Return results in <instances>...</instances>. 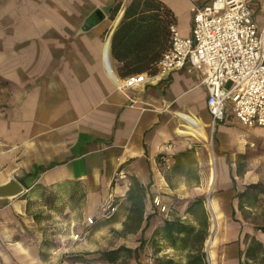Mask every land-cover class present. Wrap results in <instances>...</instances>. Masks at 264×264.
<instances>
[{
  "label": "crops",
  "instance_id": "1",
  "mask_svg": "<svg viewBox=\"0 0 264 264\" xmlns=\"http://www.w3.org/2000/svg\"><path fill=\"white\" fill-rule=\"evenodd\" d=\"M130 1L0 0V185L14 179L24 189L0 200V264H56L60 255L46 241L56 243L59 235H48L38 209H49L53 220L68 218L69 239L73 226L81 230L112 196L116 213L98 221L93 237L121 231L131 177L149 185L150 230L165 220H185L188 206L205 196L212 170L223 190L239 193L264 182L252 163L253 149L264 148V127L248 129L231 115L217 125L209 167L202 142L210 117L200 74L159 76V58L142 73L143 85L123 88L127 77L119 75L110 46ZM157 1L188 38L191 10L211 0ZM249 1L261 28L264 0ZM95 9L106 20L78 34ZM50 196L63 208L50 205ZM237 205L234 199L231 208Z\"/></svg>",
  "mask_w": 264,
  "mask_h": 264
},
{
  "label": "built area",
  "instance_id": "2",
  "mask_svg": "<svg viewBox=\"0 0 264 264\" xmlns=\"http://www.w3.org/2000/svg\"><path fill=\"white\" fill-rule=\"evenodd\" d=\"M191 12L190 37H181L171 23L158 75L200 74L213 127L227 115L248 129L264 127V25L258 27L250 1L211 0ZM145 82V74L131 75L123 88L135 89ZM116 210L115 198L109 196L95 216L110 220Z\"/></svg>",
  "mask_w": 264,
  "mask_h": 264
},
{
  "label": "rangeland",
  "instance_id": "3",
  "mask_svg": "<svg viewBox=\"0 0 264 264\" xmlns=\"http://www.w3.org/2000/svg\"><path fill=\"white\" fill-rule=\"evenodd\" d=\"M216 129L217 126L213 127L209 119L206 123L208 139L202 142L209 158L211 170L214 167L216 156ZM252 163L253 171L260 174L264 180V148L259 146L253 149ZM206 178L209 179L206 194L203 199L196 200L202 201L208 220V235L203 248L207 264H230L231 259H239V251L245 252L253 240L261 243L264 248V233L261 231L264 229V195L254 196L251 191L247 192V195L240 200L237 198L236 190L231 188L223 190L218 187L217 177L213 170L210 172V177ZM258 184L264 185V182ZM234 199L238 200V205L236 208H231V202ZM55 202L57 200L50 196L48 203L53 205ZM57 204L62 207V202H57ZM62 208H59L58 212H61ZM36 211L43 215L44 228L48 235L51 237L53 232L59 235L56 243L51 238L46 241L48 248H54L60 255V258L55 261L56 264H108L97 253L113 251L120 246L132 250L139 246L140 235L121 239L110 231L103 238H94L93 230L100 221L95 216L97 212L91 217L90 222L81 227V230L80 226L72 225L76 231L67 239L65 236H67L68 227L71 226L66 224L68 218L59 216L57 220H53L54 216L47 213L49 209L47 212L39 209ZM233 212L234 216L232 217ZM198 215L197 212L193 216L186 215L185 220L174 219L196 225L199 220ZM160 225L155 230L147 229L144 232L143 248L137 259L127 258L125 254H120L115 264H186L188 252L174 251L168 248L166 243L160 239L159 234H156ZM86 245L93 248H86ZM241 264H264V254L257 252L254 257L243 256Z\"/></svg>",
  "mask_w": 264,
  "mask_h": 264
},
{
  "label": "trees",
  "instance_id": "4",
  "mask_svg": "<svg viewBox=\"0 0 264 264\" xmlns=\"http://www.w3.org/2000/svg\"><path fill=\"white\" fill-rule=\"evenodd\" d=\"M119 10L120 4L115 5L111 11V20H114ZM172 22H175L172 13L159 1H130L112 36L110 46L112 58L121 64L119 70L121 77L142 74L159 60L161 54L168 48L169 27ZM148 189L149 185L144 187L137 179L130 178V187L126 197L127 216L121 231L113 230L112 233L121 239L140 235L139 246L133 250L120 246L113 251L97 253L108 264H115L120 254H125L127 258H138L144 244V232L150 229L151 216H145ZM251 191L254 196L264 195V185H250L243 192L238 193L237 198L241 200L247 192ZM197 212L199 220L196 225L185 223L180 219L165 220L156 233L168 248L188 252L186 264H207L203 248L208 235V220L201 200L193 202L187 209L188 215L193 216ZM261 231L264 233V229ZM257 252L264 254V248L261 243L253 240L245 252L239 251V264L243 256L254 257Z\"/></svg>",
  "mask_w": 264,
  "mask_h": 264
},
{
  "label": "water",
  "instance_id": "5",
  "mask_svg": "<svg viewBox=\"0 0 264 264\" xmlns=\"http://www.w3.org/2000/svg\"><path fill=\"white\" fill-rule=\"evenodd\" d=\"M106 20L105 13L95 9L87 16L78 30V34H84ZM24 193L23 187L14 179H9L5 184L0 185V200H10L21 196Z\"/></svg>",
  "mask_w": 264,
  "mask_h": 264
}]
</instances>
